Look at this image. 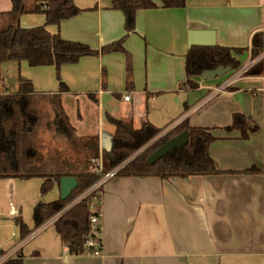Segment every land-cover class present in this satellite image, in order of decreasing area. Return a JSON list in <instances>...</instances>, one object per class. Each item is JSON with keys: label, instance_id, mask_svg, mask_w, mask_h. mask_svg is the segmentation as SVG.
Masks as SVG:
<instances>
[{"label": "crops", "instance_id": "obj_1", "mask_svg": "<svg viewBox=\"0 0 264 264\" xmlns=\"http://www.w3.org/2000/svg\"><path fill=\"white\" fill-rule=\"evenodd\" d=\"M72 1L82 10L57 27L48 26L49 32L93 49L124 35L123 14L110 7L113 0ZM152 1L157 7L137 10L135 31L124 42L129 74L123 52L83 56L60 67L68 90L59 92L53 65L8 60L0 64V93L14 92L21 76L32 82L42 106L51 109L52 97L58 96L76 132L60 137L43 123L47 130L42 125L37 147L52 168L76 172L93 169L98 161L102 165L114 131L108 115L134 128L145 121L166 126L164 132L184 119L190 126L207 127L215 137L209 151L222 172L167 180L105 179L91 206L100 212L96 254H70L53 222L21 238L15 219L31 229L35 203L58 198L59 188L41 194L40 177L0 178L1 253L19 247L15 254L23 264H264V66L248 72L258 60L250 55L255 33L264 47V0H185L178 8ZM24 2L31 7L35 1ZM10 8L11 0H0V12ZM44 20L43 13H24L19 24L29 28ZM190 30L212 31L214 45L245 48L235 57L238 68L247 65V70L222 92L210 95L232 70L210 80L196 77L195 90L181 86ZM233 113L245 115L257 129L247 138L227 129ZM250 167L255 170L244 171Z\"/></svg>", "mask_w": 264, "mask_h": 264}, {"label": "trees", "instance_id": "obj_2", "mask_svg": "<svg viewBox=\"0 0 264 264\" xmlns=\"http://www.w3.org/2000/svg\"><path fill=\"white\" fill-rule=\"evenodd\" d=\"M34 1L33 6L27 7L24 0H11L10 10L0 12V64L14 60L26 61L32 67L53 65L59 92L68 90L60 79V67L75 63L83 56L123 52L126 54L129 74L130 56L124 48V42L126 36L135 31L136 12L139 9L157 7L152 0H113L110 7L120 10L123 14L124 35L99 49H93L87 44L63 39L58 31L51 33L47 29L50 25L57 27L62 20L82 10L72 0ZM159 2L161 7L165 8H178L185 4V0H159ZM32 12L43 13L44 23L35 27H22L19 24L20 15ZM263 48L261 34L255 33L250 49L251 59L258 58ZM243 50L245 48L219 45L190 46L185 56L186 80L181 86L186 90H195L198 87L196 77L200 76L202 71L217 66H229L230 70L237 69L240 62L235 56L241 54ZM263 66L264 60L258 59L248 72H258ZM51 103L52 117L47 123L53 133L60 137H74L75 128L70 123L57 95L52 97ZM44 119L43 106L29 79L18 76V86L14 92L0 93V178L40 177L43 179L40 186L41 194L48 193L54 187L59 188L62 176L76 178L77 185L68 197L35 203L31 229H28L19 217L15 219L20 237L25 238L34 229L58 214L53 226L70 254L84 252L83 244L90 230L89 216L95 212L89 208V204L93 196L99 199L102 185L97 191L83 197L80 195L109 170L117 168L114 176H155L166 180L222 172L216 159L210 154L209 147L215 137L207 127L190 126L187 119H184L164 132L166 126L156 127L145 121L139 128H134L131 123L108 115L106 119L114 127V131L108 148L103 152L100 172H95L93 169L71 172L52 168L37 147L38 135ZM226 128L237 129L241 138H247L249 132L255 131L257 126L245 115L233 113L231 124ZM182 131H187L188 134L187 142L183 147L174 148L152 164L147 162V157L152 151ZM254 170V167H250L244 171ZM1 264H23L22 256L16 253Z\"/></svg>", "mask_w": 264, "mask_h": 264}, {"label": "water", "instance_id": "obj_3", "mask_svg": "<svg viewBox=\"0 0 264 264\" xmlns=\"http://www.w3.org/2000/svg\"><path fill=\"white\" fill-rule=\"evenodd\" d=\"M188 45L190 46H212L214 45L213 33L208 30H190L188 32ZM230 71L229 66H217L214 69L204 70L200 74L202 80H210L216 77H222ZM188 139L187 131H182L174 137L163 142L159 147L152 151L148 157L149 164L154 163L174 148L183 147ZM77 181L74 176H62L59 181V197L64 199L76 187Z\"/></svg>", "mask_w": 264, "mask_h": 264}, {"label": "built area", "instance_id": "obj_4", "mask_svg": "<svg viewBox=\"0 0 264 264\" xmlns=\"http://www.w3.org/2000/svg\"><path fill=\"white\" fill-rule=\"evenodd\" d=\"M258 59H264V49L261 52V54L259 55ZM247 70V65H244V67H240L237 69L232 70L231 74L228 75L220 84H218L217 86H214L212 88V92L210 95H214L217 94L219 92H222L223 90H225L227 87H229L234 81H236V79H238L240 77V75H242V73L244 71ZM125 100L129 99V96H125L124 97ZM94 160V159H93ZM102 169V165L101 162H95L94 168L93 170L95 172H100ZM117 168H114L112 170H109L108 172H106L105 174H103L100 179L93 184L92 186H90L85 192H83L80 197H83L91 192L97 191L98 187L100 185H102V183L104 182L105 179L113 176V174L115 173ZM98 198L96 196L92 197V201L89 204V208L91 209V206L94 202H98ZM92 210V209H91ZM100 216V212L99 210H95L94 213H92L89 216V222H90V230H89V234L87 236V238L84 241L83 247H84V252L85 253H89V254H96L100 252V242L98 239V227H97V222ZM58 217V214L54 215L53 217H51L49 220H47L46 222H54V220ZM43 225V224H42ZM37 227L36 229H34L33 233H36V231L40 230L41 226ZM19 247H15L11 252L8 253H1L0 252V264L5 261L7 258L12 257L15 255V252L18 250Z\"/></svg>", "mask_w": 264, "mask_h": 264}, {"label": "rangeland", "instance_id": "obj_5", "mask_svg": "<svg viewBox=\"0 0 264 264\" xmlns=\"http://www.w3.org/2000/svg\"><path fill=\"white\" fill-rule=\"evenodd\" d=\"M43 110H44V113H45V119H44V121H43V123L44 122H47L48 121V119L52 116V110L50 109V107L49 106H47V105H43ZM45 127H43L44 128V131H46L47 130V126H46V123L45 124H43ZM42 131V130H41ZM44 131L42 132V135H43V133H44ZM48 134V133H47ZM48 139H45V141H47ZM43 142V141H42ZM38 143V142H37ZM39 144H40V147L41 148H43L42 147V145H41V142H40V140H39ZM46 147H48L49 145L47 144V142H46V145H45ZM47 195H51L50 193L49 194H47Z\"/></svg>", "mask_w": 264, "mask_h": 264}]
</instances>
